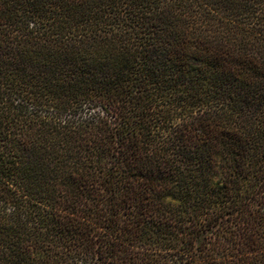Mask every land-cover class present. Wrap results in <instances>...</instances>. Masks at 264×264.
<instances>
[{"label":"trees","instance_id":"trees-1","mask_svg":"<svg viewBox=\"0 0 264 264\" xmlns=\"http://www.w3.org/2000/svg\"><path fill=\"white\" fill-rule=\"evenodd\" d=\"M0 264H264V0H0Z\"/></svg>","mask_w":264,"mask_h":264}]
</instances>
